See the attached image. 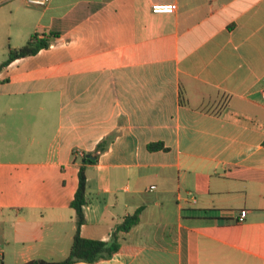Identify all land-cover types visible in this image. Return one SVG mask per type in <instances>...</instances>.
<instances>
[{"label":"crops","instance_id":"1","mask_svg":"<svg viewBox=\"0 0 264 264\" xmlns=\"http://www.w3.org/2000/svg\"><path fill=\"white\" fill-rule=\"evenodd\" d=\"M35 32L0 70L2 264L68 256L81 164L80 235L120 248L72 264H264V0H0V63Z\"/></svg>","mask_w":264,"mask_h":264},{"label":"trees","instance_id":"2","mask_svg":"<svg viewBox=\"0 0 264 264\" xmlns=\"http://www.w3.org/2000/svg\"><path fill=\"white\" fill-rule=\"evenodd\" d=\"M51 35H49L50 37ZM39 37L38 33H33L27 42L19 48H11L7 53V57L0 63V70L11 61L37 53L43 48H47L50 44V38ZM103 146L98 144L97 150L100 151ZM150 151L166 150L167 148L162 142H150L147 145ZM96 160L84 158V162H93ZM86 203V173L84 164H81L78 171V185L74 197L71 200V207L75 211V233L69 254L66 258L59 261H47L43 259H32L18 264H72L78 261L94 263L101 259L108 258L119 251L120 244L113 235L111 241H103L98 239L84 238L80 235V227L84 223L83 205ZM140 209L133 214L127 215L124 220L117 226L118 231H128L139 221ZM0 264L2 262L0 261Z\"/></svg>","mask_w":264,"mask_h":264},{"label":"built area","instance_id":"3","mask_svg":"<svg viewBox=\"0 0 264 264\" xmlns=\"http://www.w3.org/2000/svg\"><path fill=\"white\" fill-rule=\"evenodd\" d=\"M27 3L32 4V5H45L49 2V0H26ZM152 11L155 13H160V12H167L171 13L175 11L176 9V4L170 3V4H153L151 7ZM262 96L264 97V91L262 93ZM246 210H241L239 212L238 220L241 221L244 219L246 216Z\"/></svg>","mask_w":264,"mask_h":264},{"label":"water","instance_id":"4","mask_svg":"<svg viewBox=\"0 0 264 264\" xmlns=\"http://www.w3.org/2000/svg\"><path fill=\"white\" fill-rule=\"evenodd\" d=\"M86 157L87 158H90V159H93L94 158V156H92V155H87Z\"/></svg>","mask_w":264,"mask_h":264}]
</instances>
